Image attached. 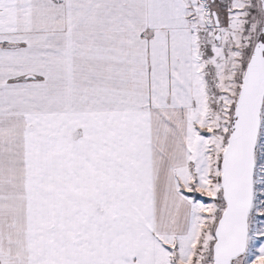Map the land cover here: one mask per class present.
Returning a JSON list of instances; mask_svg holds the SVG:
<instances>
[{"label":"snow or ice","instance_id":"6c2138e0","mask_svg":"<svg viewBox=\"0 0 264 264\" xmlns=\"http://www.w3.org/2000/svg\"><path fill=\"white\" fill-rule=\"evenodd\" d=\"M0 264H264V0H0Z\"/></svg>","mask_w":264,"mask_h":264}]
</instances>
